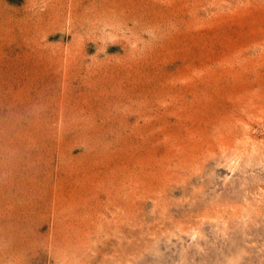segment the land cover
<instances>
[{"label":"rangeland","instance_id":"obj_1","mask_svg":"<svg viewBox=\"0 0 264 264\" xmlns=\"http://www.w3.org/2000/svg\"><path fill=\"white\" fill-rule=\"evenodd\" d=\"M0 264H264V0H0Z\"/></svg>","mask_w":264,"mask_h":264}]
</instances>
